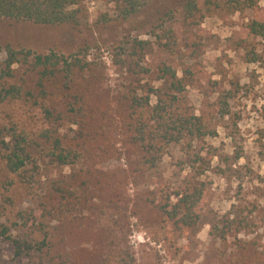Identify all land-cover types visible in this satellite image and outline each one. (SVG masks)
Here are the masks:
<instances>
[{
    "label": "rangeland",
    "instance_id": "1",
    "mask_svg": "<svg viewBox=\"0 0 264 264\" xmlns=\"http://www.w3.org/2000/svg\"><path fill=\"white\" fill-rule=\"evenodd\" d=\"M187 1L82 0L77 21L58 25L0 17V66L6 44L65 54L84 48L90 60L102 62L104 86L114 90L128 79L114 63L120 46L130 52L134 40L148 41L142 62L152 71L140 75V83L175 94L174 117L194 114L203 123V135L174 132L177 139L164 143L156 165L140 175L136 152L125 143L129 137L114 131L111 141L119 153L104 164L112 192L94 200L93 211L77 205L80 191L69 199L75 204L66 212L70 233L60 249L80 264L92 262L96 253L103 254L105 264H239L238 239L264 242V37L247 32L251 10L234 11L212 0L200 1L189 13ZM258 6L263 9L264 0ZM163 63L181 79L180 92L174 93L170 77L157 80ZM150 101L155 104L156 98ZM5 114L28 130L44 125L40 111L22 102L4 108ZM81 168L41 159L28 182H17L4 212L10 220H44L59 227L57 215L42 211L44 194ZM193 185L204 188L194 225L157 211L164 204L171 210L175 192ZM108 198L114 205L106 203ZM80 220L115 226L120 242L95 248ZM0 248L2 263H14L11 244L0 239ZM17 262L47 264L37 256Z\"/></svg>",
    "mask_w": 264,
    "mask_h": 264
},
{
    "label": "trees",
    "instance_id": "2",
    "mask_svg": "<svg viewBox=\"0 0 264 264\" xmlns=\"http://www.w3.org/2000/svg\"><path fill=\"white\" fill-rule=\"evenodd\" d=\"M200 1L212 2L188 0L187 11L197 10ZM220 1L234 11H253V17L246 25L247 32L264 37V13H261L264 7L259 8L258 0ZM81 2L0 0V17L51 25L73 23L78 19ZM132 45L130 52L120 46L122 51L114 61L128 75L119 90L104 86L103 64L90 60L87 49L79 48L65 54L54 49L35 52L10 44L3 47L0 66V239L8 241L12 247L14 263L8 264H22L17 260L35 256L47 264H80L71 258L69 251L60 249L70 233L71 220L66 212L75 204L69 199H76L75 193L80 191L81 199L77 205L82 211H93L97 208L94 200H103L112 192L113 183L104 164L118 156L111 141L117 129L123 130L130 139L125 143L136 152L138 159L134 165L140 170L136 169L139 175L156 165V155L162 145L177 139L174 132L205 134L200 116L174 117L171 109L177 98L175 94L140 83V75L152 71L149 64L142 62L148 41L134 40ZM157 70V80L170 77L174 93L181 91V79L171 66L163 63ZM152 96L156 98L155 104H151ZM15 102L38 109L44 125L28 130L6 118L7 114L3 116V109ZM43 158L60 166L82 165L79 172H71L58 180L44 194L42 211L57 215L59 227L45 224L44 220H10L4 212L7 203H13L17 182H28ZM188 189L191 190L175 192L176 201L168 204L171 210H167L165 204L158 207L151 201L150 205L158 207L157 211L166 213L170 219L176 218L182 225L192 226L198 218L204 188L193 185ZM106 203L112 204L111 198L106 199ZM92 222L94 225L80 220L79 227L89 229L88 236L93 238L95 248L108 249L120 242L114 232L115 226L100 225V220ZM235 244L239 264H264V242L238 239ZM104 260L102 253H96L92 262L83 264H105ZM0 264H6L2 263L1 248Z\"/></svg>",
    "mask_w": 264,
    "mask_h": 264
}]
</instances>
